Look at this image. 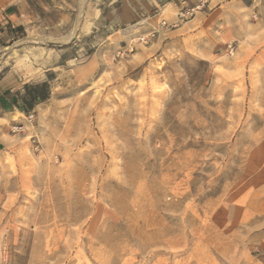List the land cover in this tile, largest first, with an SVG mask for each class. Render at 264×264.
Here are the masks:
<instances>
[{
	"label": "rangeland",
	"instance_id": "374dc122",
	"mask_svg": "<svg viewBox=\"0 0 264 264\" xmlns=\"http://www.w3.org/2000/svg\"><path fill=\"white\" fill-rule=\"evenodd\" d=\"M184 2L25 0L0 35V264H264V0Z\"/></svg>",
	"mask_w": 264,
	"mask_h": 264
},
{
	"label": "crops",
	"instance_id": "0c3cea01",
	"mask_svg": "<svg viewBox=\"0 0 264 264\" xmlns=\"http://www.w3.org/2000/svg\"><path fill=\"white\" fill-rule=\"evenodd\" d=\"M252 4L251 0H209L206 11L197 13L195 18L202 25L226 29L236 25V21L240 19V16H243V13L250 12L253 7ZM24 8L25 0H0V35L3 36L10 30L12 36L23 25ZM246 25L257 28V24L254 23L245 22ZM259 26H264V12ZM13 38L12 36L11 39ZM257 57L264 59V53L260 52Z\"/></svg>",
	"mask_w": 264,
	"mask_h": 264
},
{
	"label": "trees",
	"instance_id": "16d2710c",
	"mask_svg": "<svg viewBox=\"0 0 264 264\" xmlns=\"http://www.w3.org/2000/svg\"><path fill=\"white\" fill-rule=\"evenodd\" d=\"M27 90H32V92H27L24 96V104L27 109L31 108L36 102L45 100L49 94L46 83L30 86L27 85L25 86V91Z\"/></svg>",
	"mask_w": 264,
	"mask_h": 264
},
{
	"label": "built area",
	"instance_id": "2783aa9c",
	"mask_svg": "<svg viewBox=\"0 0 264 264\" xmlns=\"http://www.w3.org/2000/svg\"><path fill=\"white\" fill-rule=\"evenodd\" d=\"M180 2L185 3L184 0H180ZM195 2H196V4L193 7H190L189 9H187V11H186L187 14L191 15L193 12L204 8V6L208 2V0H195ZM228 49H229V51L233 50V47L231 44L228 45Z\"/></svg>",
	"mask_w": 264,
	"mask_h": 264
}]
</instances>
